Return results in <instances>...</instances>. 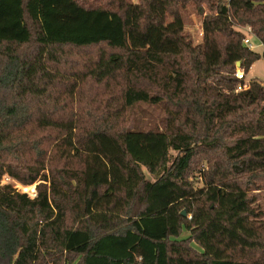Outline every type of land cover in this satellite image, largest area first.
<instances>
[{
	"label": "trees",
	"instance_id": "16d2710c",
	"mask_svg": "<svg viewBox=\"0 0 264 264\" xmlns=\"http://www.w3.org/2000/svg\"><path fill=\"white\" fill-rule=\"evenodd\" d=\"M246 29L264 0H0V264H264Z\"/></svg>",
	"mask_w": 264,
	"mask_h": 264
},
{
	"label": "rangeland",
	"instance_id": "374dc122",
	"mask_svg": "<svg viewBox=\"0 0 264 264\" xmlns=\"http://www.w3.org/2000/svg\"><path fill=\"white\" fill-rule=\"evenodd\" d=\"M80 2H97L98 0H78ZM201 18L197 17L194 14L188 15L187 19H186V25H185V30L187 31V33H189V35L192 37L193 43H200L201 38H202V31H201ZM242 32H246L245 30H243ZM250 39H251V43L253 44V51L255 53H258L261 57L258 61L254 62L250 69L248 70V72L246 73L245 79L247 81L249 80H255L257 82H260L262 85H264V56H262L263 53V49L260 46V44L258 43V41L251 35ZM65 54H67L69 57L75 58L78 53L75 51L73 52L72 50H68L66 49ZM239 69V67L237 68ZM145 111H148L149 113H151L153 115L154 118H162L164 116V113L162 111H160L159 109H155L154 111L152 110H148L145 109ZM198 174H196L195 176L197 177ZM146 177L148 179H151L150 176L146 175ZM2 183H12L15 188H17L20 192L22 193H27L30 197L34 196L35 193V189H34V185L32 186H28V187H24L19 185L16 182H13L11 180H9L8 178H4ZM264 205V202H263ZM194 248L196 250H200L196 245H194Z\"/></svg>",
	"mask_w": 264,
	"mask_h": 264
},
{
	"label": "built area",
	"instance_id": "2783aa9c",
	"mask_svg": "<svg viewBox=\"0 0 264 264\" xmlns=\"http://www.w3.org/2000/svg\"><path fill=\"white\" fill-rule=\"evenodd\" d=\"M244 32V39H243V45L246 46L249 49H253V44L251 43L249 32V29L245 30ZM246 74L242 70H237L235 73V77L237 80H239V83L237 84V87L235 89V92H242L248 88V81L245 79Z\"/></svg>",
	"mask_w": 264,
	"mask_h": 264
},
{
	"label": "water",
	"instance_id": "95a60500",
	"mask_svg": "<svg viewBox=\"0 0 264 264\" xmlns=\"http://www.w3.org/2000/svg\"><path fill=\"white\" fill-rule=\"evenodd\" d=\"M239 65H240V63H239V62H236V64H235L236 68H238ZM180 214H181V216H183V217L186 215L185 211H182Z\"/></svg>",
	"mask_w": 264,
	"mask_h": 264
}]
</instances>
